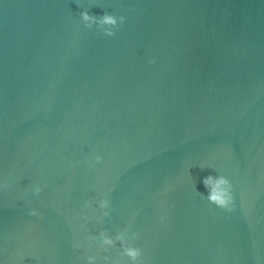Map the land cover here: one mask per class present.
Wrapping results in <instances>:
<instances>
[{"label":"water","instance_id":"1","mask_svg":"<svg viewBox=\"0 0 264 264\" xmlns=\"http://www.w3.org/2000/svg\"><path fill=\"white\" fill-rule=\"evenodd\" d=\"M90 256L264 264V0H0V264Z\"/></svg>","mask_w":264,"mask_h":264},{"label":"clouds","instance_id":"2","mask_svg":"<svg viewBox=\"0 0 264 264\" xmlns=\"http://www.w3.org/2000/svg\"><path fill=\"white\" fill-rule=\"evenodd\" d=\"M80 18L86 27H97L109 36H114L116 34V29L127 19L124 15L118 16L109 11H105L102 15H94L87 9L81 11ZM95 159L97 161H100L102 157L97 155ZM203 184L207 189V193L204 196L211 203L221 208H225L228 210L232 209L234 205L235 195L233 191V184L229 177L223 174H209L203 177ZM34 192L36 194H39L40 188H35ZM105 203H107V201H105ZM103 243L112 244L113 241L105 236L103 239ZM124 254L131 255L133 260L135 261L137 257L141 256V250L138 248H126ZM94 261L95 257H88L89 264H94Z\"/></svg>","mask_w":264,"mask_h":264}]
</instances>
